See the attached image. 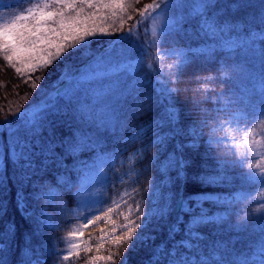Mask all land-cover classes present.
I'll use <instances>...</instances> for the list:
<instances>
[{
  "label": "trees",
  "instance_id": "16d2710c",
  "mask_svg": "<svg viewBox=\"0 0 264 264\" xmlns=\"http://www.w3.org/2000/svg\"><path fill=\"white\" fill-rule=\"evenodd\" d=\"M181 1L104 0L102 4L94 2L92 9L78 1L77 9L83 11L77 18L98 26V32L104 35L95 32L98 35L87 41L70 40L71 47L65 44L58 57L31 70H18L0 47V75L4 76L0 79V124L20 122L18 114L45 101L44 110L35 117L34 129L22 124L0 125V135L7 131L11 140L14 133L35 134L42 146L53 150L46 167L31 181L21 183L17 169L8 163V181L0 186V264H22L33 258L39 259V264H159L154 257L177 248L181 250L171 256L165 254L169 264H264V199L254 198L234 207L219 202L225 205L223 209L205 202L210 214L222 210L227 217L216 220L219 226L196 228L199 239L186 235V226L197 210L192 214L182 212L179 224L173 211L165 221L152 217L150 225L137 229L131 238L127 236L128 229L142 223L153 205L155 211L162 212L166 206L174 207L179 197L188 199L192 206L190 198L196 194L230 196L255 190L260 184L258 179H248L253 176L250 169L241 166L231 147L209 144L208 140L219 121L264 117V25L259 23L264 0H245L247 6L243 8L232 7L240 0H215V7L207 11L209 19L217 27L240 24V32L209 37L201 28V17L190 16L181 31L170 35L176 37L177 46L193 50L167 78L152 65L153 60H148L110 79L79 80L89 60L104 57L112 50L106 48L121 43L110 41L141 33L149 17ZM229 38L237 41L234 48L195 50L200 44H217ZM145 102L148 107L143 106ZM170 107L179 115L174 125L167 119ZM193 128L197 134L195 148L187 147L193 142ZM174 129L175 134L163 145H152L158 136ZM134 150L139 156L132 175L119 183L114 193L106 190L102 209L82 231L80 249L64 257L54 243L59 232H38L34 220L25 215L39 213L44 207L33 197L34 185L56 176L62 183L76 184L64 193V201L72 207L78 182L89 169L104 159ZM37 155L43 159L39 149ZM181 159L189 162L183 177ZM218 168L225 178L222 183L201 182L202 175L216 174ZM154 185L152 204L149 192ZM18 191L25 201V212L19 207ZM177 224L178 230L172 232ZM140 232L147 238L129 249ZM183 241L192 244L188 245L192 251L186 252ZM28 249L32 250L30 258ZM125 255L127 260L123 262Z\"/></svg>",
  "mask_w": 264,
  "mask_h": 264
},
{
  "label": "snow or ice",
  "instance_id": "6c2138e0",
  "mask_svg": "<svg viewBox=\"0 0 264 264\" xmlns=\"http://www.w3.org/2000/svg\"><path fill=\"white\" fill-rule=\"evenodd\" d=\"M19 2L20 0H17V3ZM53 2L58 5L56 11H44L42 9L39 11H33L32 9H29L27 15H19L15 18L16 21H33L31 26H29L27 23L18 24L13 22L0 28V38L6 40L5 47H10L12 53L16 56L24 53L26 55L27 61L34 66L37 64V62L45 60V57H47L48 60L55 59L64 50L65 44H67L68 47L72 46L69 43L70 40H83V37L89 34L86 29H82L79 26L77 17L79 12L83 11V8L78 10L75 0H53ZM99 2L103 3V0H99ZM80 3L86 5L89 9L95 8L96 6L93 0H80ZM107 6L108 5H105V7ZM116 6L119 7V5ZM246 6L245 0H240L238 4L232 5L233 8H243ZM6 7L10 8L12 5L5 4V0H0V11ZM214 7L215 0H200V4L198 5L199 10L195 14L201 17V28L206 34H210L209 37L223 34L224 32L232 33L242 31V25L240 24L226 23L221 27H217L215 22L210 20L207 16V11ZM259 23L264 25V14H261ZM172 27H174V24L170 25V29ZM164 35L167 36L168 32L165 31ZM248 35H251V32L248 33ZM129 38V36H121L119 41H110V43L123 42ZM172 54L176 55L177 57L185 56L184 52H173ZM98 57L102 56L93 57L83 67H90L91 78L97 81L110 79L112 76L117 75L119 70L122 69L124 65L140 63L139 60L131 59H125L119 63H114L110 56L101 59H98ZM8 58L12 59V56H9ZM45 62L47 63L48 61L46 60ZM236 69L241 70L239 65L236 66ZM44 103L45 101H41L39 104L33 105L28 110L18 114L20 116V122L13 120L0 125H11L16 127L18 124H22L25 126H31L34 129L36 125L35 117L44 110L42 107ZM143 106L148 107L147 102H145ZM37 109L39 111H37ZM169 109H171L170 112ZM167 119L173 125L176 124L179 119L176 108L170 107L167 109ZM160 123L162 124L163 122ZM173 134H175V129L171 133H165L164 135L158 136V138L152 142V145H163L166 138ZM191 134L193 136V142L187 145V147L195 148L197 146V134L194 128L192 129ZM37 138V135H29L27 132L24 134L14 133L13 139L11 140L8 138L7 131L0 135V162H2V164H0V186L5 185L8 181V176L6 173L9 162L17 169L21 183L31 181L34 175H37L39 171H42L46 167L48 159L51 156L53 150L50 146H42L38 142ZM208 143L211 144L212 141L210 140ZM37 149H39L43 159L38 157ZM145 151H148L147 145L145 146ZM180 161H183L182 168L180 167ZM180 161V176L183 177V169L189 162L183 159ZM222 167L223 165L219 166V168ZM219 168L216 174L208 172L202 175L200 177L201 182L207 185L222 183L225 178L220 173ZM248 179L256 180L257 178L255 176H250ZM259 182L264 184V179H261ZM73 187H77V185H69L67 182L62 183L58 176L45 180L43 183H36L34 185L33 197L38 205L42 203L44 207L40 209L39 213L25 212V215L31 220H34L36 224V230L38 232L56 228L55 221L57 216L66 212L64 193L66 190H71ZM78 187L79 191L83 193L85 189L81 187L79 182ZM155 191L156 185H154L149 192V199L152 201V204L153 194ZM17 196L18 204L23 209L24 205L22 194L19 191ZM200 197H205V199L199 200L196 198V203L194 206H190L189 203L183 199L178 201V205L180 206L181 211L184 213L192 214L195 213L197 209H199L198 213L191 215V221L186 226V235L192 239L200 238L199 232L195 231V229L200 226H219L220 222L213 219L215 214H210L208 211H204L205 201L216 205L219 209H223L225 207V205H221L219 203L221 197L220 195L205 194ZM209 197H212L213 199H208ZM154 207L155 206L153 205L150 211L145 214L146 218L143 219L142 223H137L134 225V227H130L128 229V237L131 238L133 236V232H135L137 229H141L142 227H147L150 225L152 217H165L170 210L168 208L167 211L157 212L154 210ZM137 219H139V217ZM181 222L182 218H179L178 224ZM178 224L173 225L171 229L172 232L178 230ZM101 231H103V229H101ZM146 238L147 237L144 235V233L140 232L136 239L129 243V249H133L136 243L143 241ZM181 243L182 247L187 249L186 252L192 251V249L188 247V245H192L189 241H183ZM100 247L102 248L103 245H100ZM180 250L181 249L177 248L173 251L165 252L162 255L154 257V261H158L159 264H169L168 260L165 258V254L167 253L168 256H171L174 251L179 252ZM31 251V249L26 251L28 258L31 257L29 255ZM126 260L127 256L125 255L123 262H126Z\"/></svg>",
  "mask_w": 264,
  "mask_h": 264
},
{
  "label": "rangeland",
  "instance_id": "374dc122",
  "mask_svg": "<svg viewBox=\"0 0 264 264\" xmlns=\"http://www.w3.org/2000/svg\"><path fill=\"white\" fill-rule=\"evenodd\" d=\"M78 1L80 2V0H75L76 7L78 6ZM96 1L99 0H93V2ZM5 4H11L12 7H6L0 11V28L13 22L18 24L27 23L31 26L33 21L15 20L19 15H27L29 9L33 11H39L41 9L44 11H56L58 8V5H56L53 0H20L19 3H17V0H5ZM199 4L200 0H182L179 3L170 4L168 7L149 17L141 33L133 34L128 40L119 43L115 47L111 46L107 51L112 50L101 58L110 56L114 63H119L125 59L140 61V63L133 65H124L123 68L119 70V73L134 69L144 61L153 60L154 63L152 65H156L161 75L167 78L174 73L177 67L186 62L188 51L193 50L186 46H177L175 44L176 37L170 34L175 30L181 31L183 23L187 22L199 10ZM77 21L80 28L86 29L89 33L85 35L81 41H87L93 35H104V33L98 32V26L95 25L93 27L91 24L79 18H77ZM172 24H174V27L170 29V25ZM165 31L168 32L167 36L164 35ZM95 32H98V34ZM5 44L6 40L0 38V47L2 51L7 59L17 66L18 70H31L46 64V60L48 62L50 61L45 57V60L37 62L34 66L27 61L24 53L16 56L12 53L10 47H5ZM236 44L237 41H235V39L229 38L217 44L210 42L200 44L195 47V50L207 51L215 46L234 48ZM173 52H184L185 56L177 57L172 54ZM9 56H12V59H9ZM89 79H92L90 67H86L82 71L79 80ZM210 140L213 143L231 147L241 166L244 165L247 169H250L252 175L259 181L264 179V117L246 120H241V118L238 117L219 121L213 128V133L208 141ZM138 156L139 151L134 150L126 155L122 154L117 158L104 159L86 172L80 183L81 187L85 190L83 193L79 190L77 191L75 197L76 201L72 207L65 201L66 212L58 215L55 221V229L59 232V236L55 238L54 243L58 245L64 257H69L79 250L82 243L83 229L102 209L106 193L109 190H111L110 193H114L118 189V184L126 177L128 178L132 175L134 162ZM202 195L205 194H196L190 198L194 202L192 206L195 205L196 198L199 200L205 199V197H200ZM254 198L260 201L264 199V184L260 183L258 188L252 191H241L232 196L223 195L220 197L219 202L224 201L231 203L232 201L230 207H234L239 202H247ZM208 199L213 198L209 197ZM185 201L188 202V199ZM23 205V209L20 205L19 207L25 212L26 206L24 200ZM168 208L169 207L166 206L164 211H167ZM172 208H169L170 210L168 214L163 217V221L169 219ZM177 208L178 212H180L181 209L179 206ZM198 211L199 209H197V213ZM204 211L207 212L205 209ZM211 214H215L213 216L214 220L227 217V212L222 210ZM202 260L206 261L205 258ZM25 264H38V261L32 260Z\"/></svg>",
  "mask_w": 264,
  "mask_h": 264
},
{
  "label": "bare ground",
  "instance_id": "6f19581e",
  "mask_svg": "<svg viewBox=\"0 0 264 264\" xmlns=\"http://www.w3.org/2000/svg\"><path fill=\"white\" fill-rule=\"evenodd\" d=\"M85 68H83V70H84ZM82 70V71H83ZM79 78H80V76H79ZM0 79L2 80V79H4V76H2V75H0ZM1 243V242H0Z\"/></svg>",
  "mask_w": 264,
  "mask_h": 264
}]
</instances>
